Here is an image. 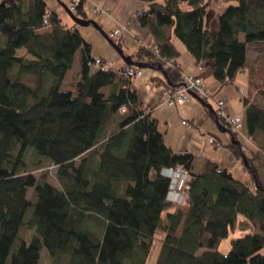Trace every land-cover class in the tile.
<instances>
[{"label":"trees","instance_id":"trees-1","mask_svg":"<svg viewBox=\"0 0 264 264\" xmlns=\"http://www.w3.org/2000/svg\"><path fill=\"white\" fill-rule=\"evenodd\" d=\"M91 1L65 4L89 19ZM140 1L148 8L137 18L154 45L131 57L145 69L162 67L166 87L183 82L175 39L222 85L249 65L248 44L264 41V0ZM218 2L225 7L214 29ZM77 51L81 70L64 90ZM91 51L78 25L64 24L46 0H0V264H42L44 247L63 264H145L157 234V264H264V109L246 103L248 150L227 127L254 186L213 163L196 173L195 155L166 145L134 78L121 67L96 68ZM175 166L191 175L186 210L165 199L170 181L161 170ZM238 216L254 231L232 237L222 252ZM33 225L28 242L21 231Z\"/></svg>","mask_w":264,"mask_h":264},{"label":"crops","instance_id":"crops-1","mask_svg":"<svg viewBox=\"0 0 264 264\" xmlns=\"http://www.w3.org/2000/svg\"><path fill=\"white\" fill-rule=\"evenodd\" d=\"M46 2L49 5L48 0ZM62 2L69 3V0H62ZM50 6L57 13L62 8L56 0H52ZM222 6L224 5L218 2L212 7L213 14L210 27L214 29L218 27L217 17L224 9ZM147 8V4L140 0H93L88 6L87 13L89 19L99 23L104 30L103 32L109 36L117 27H123L121 47L126 55L132 56L143 45H154L152 36L145 28L143 29L136 16V13ZM95 10H98V12H95ZM63 23L72 26L71 23ZM78 30L82 37L92 44V57L113 61L119 67L123 66L124 63L116 50H112L110 45H106L99 35L93 38L96 43H99L100 47L94 41H91L88 36H84L79 27ZM174 43L180 53L177 63L181 66L183 75L201 77L206 87L211 91L212 96L225 101L226 110L229 114L242 117L243 132L240 139L243 141L244 148L247 150L252 148L253 144L249 142L250 140L247 137V128L244 121L245 108L246 103H253V105L255 104L264 109V98L260 95V90L264 87V41L248 44L247 59L249 65L239 72L234 84L228 85H222L214 80L210 69L202 67V64H199L190 55L187 49L183 47L184 45L182 46V43L175 40ZM71 65L72 68L66 73L61 86L64 90H72L73 84L79 76L81 70L79 51L76 52L74 62ZM143 71V76L134 78L131 87L137 91L139 100L147 109V113H151L152 117L158 121L160 130L164 132L166 145L171 146L175 152H190L195 155L193 170L196 173H204L209 163H213L221 169L230 171L236 179L254 186L252 174L244 166V163L234 156L228 146V142L232 139L231 133L224 132L218 127L217 119L212 116L201 101L191 99L190 102L180 106L163 104L161 102L162 92L167 86L164 73L153 69H143ZM242 89L243 93H240ZM104 91L107 93L109 87L104 88ZM210 136L215 138L214 144L209 142ZM235 172L238 177L234 174ZM180 209L186 210V207H180ZM238 223L249 227L248 220L243 216H238L235 232L238 229ZM227 249L228 246L225 245L223 251Z\"/></svg>","mask_w":264,"mask_h":264},{"label":"built area","instance_id":"built-area-1","mask_svg":"<svg viewBox=\"0 0 264 264\" xmlns=\"http://www.w3.org/2000/svg\"><path fill=\"white\" fill-rule=\"evenodd\" d=\"M76 5V3H73L70 8L73 10ZM95 12H98V10H95ZM47 17L48 14L44 17L45 21H47ZM123 30V27H117L110 33V38L113 40V42L118 43V41L122 40L124 32ZM93 64L96 68L102 69L104 71H109L119 67L113 61H108L105 59L102 60V58H97ZM121 68L129 77L140 78L143 76L144 71L141 68L131 67L125 63L123 66H121ZM162 93L161 102L168 106L183 105L186 102H190L191 99H195L192 93L196 94L201 99L213 106L217 119L222 124L230 128L232 133L242 136V117L240 115L229 114L226 110L225 101L221 98H214L201 77L196 75H183V82L180 86L175 88L166 87ZM240 93H243V89L240 91ZM122 110L125 111V107H123ZM208 140L213 144L216 141L215 138L211 136ZM161 174L170 181L165 199L169 203L175 204L177 206H183L188 199V191L190 190V173L182 166H175L162 168Z\"/></svg>","mask_w":264,"mask_h":264},{"label":"rangeland","instance_id":"rangeland-1","mask_svg":"<svg viewBox=\"0 0 264 264\" xmlns=\"http://www.w3.org/2000/svg\"><path fill=\"white\" fill-rule=\"evenodd\" d=\"M51 1L52 0H48V2H49V8L51 7L50 6V3H51ZM220 3H222L224 6H222V7H225V3H223V2H220ZM144 11H147V9H143L142 11H139L138 13H136V16L137 15H139V14H142V13H144ZM59 13H60V16H61V19L63 20V22H66V23H71L72 25L74 24V22L72 21V19L69 17V15L65 12V10L64 9H60L59 10ZM78 27H79V29H80V31H82L81 33H83V35L84 36H88V38H90V40L91 41H94L95 42V40H94V36H96V35H99L102 39H103V41H104V43L106 44V45H110V43L107 41V39L102 35V33L100 32V31H97V29H95V27L94 26H92V25H90V26H79L78 25ZM91 33V34H90ZM95 33V34H94ZM239 38L241 39V40H243L244 39V36H243V34H241L240 36H239ZM101 39V40H102ZM175 41H177L178 43H181L178 39H175ZM93 42V43H94ZM89 44H91L90 42H88ZM96 43V42H95ZM97 45H98V47H100L99 46V43H96ZM97 45H96V49H97ZM91 46H92V44H91ZM111 46V48H112V50L114 49L113 47H112V45H110ZM182 46H183V44H182ZM184 47V46H183ZM98 50V49H97ZM115 50V49H114ZM24 51V49H20V50H18V54H22V53H24L23 52ZM75 76V75H74ZM33 79L34 78H32V76H25V80H27L28 82H30V83H33ZM199 97V96H198ZM200 98V97H199ZM196 99V98H195ZM201 99V98H200ZM202 100V99H201ZM239 138H242V136H239ZM50 171H51V173H52V175H51V177L49 178V182L51 183V184H56L57 185V181H56V178H55V171H56V168H54V167H50ZM39 173V172H38ZM234 174H236V172L234 173ZM236 177H238V175L236 174ZM30 194H31V190H29V194H27V195H29L30 196ZM185 206V204L183 205V206H180V207H184ZM32 212V211H31ZM31 212L30 211H28V213H27V215H25L26 216V219L30 216V214H31ZM252 227V226H251ZM245 227V226H243L241 223H238V229L236 230V232H234L230 237H228V239H226V240H224L222 243H221V245H220V247H219V250L220 251H222L223 252V247L225 246V245H227L228 246V248H229V243H230V240H231V238L232 237H236V236H239L240 234H244L243 232H253L254 230H253V228L254 227ZM21 234L25 237V239H26V241H30L31 239H32V237L36 234V228H35V225H33L32 227L31 226H28V227H23L22 228V231H21ZM163 235H161V234H157V236H156V238H155V240H154V242H153V247H152V250H151V252H150V254H149V257H148V260H147V263H145V264H157L156 262L158 261V259H159V255H160V252H161V248H162V244H163ZM16 244H17V242H16ZM229 250V249H228ZM42 255H43V257L42 258H44V260L42 261V264H63L59 259H57L56 257H52L51 255H50V253H49V251L44 247L43 249H42Z\"/></svg>","mask_w":264,"mask_h":264},{"label":"water","instance_id":"water-1","mask_svg":"<svg viewBox=\"0 0 264 264\" xmlns=\"http://www.w3.org/2000/svg\"><path fill=\"white\" fill-rule=\"evenodd\" d=\"M59 5L65 10V12L71 17V19L79 26H94L95 29H97L98 31H100L102 33V35L107 39V41L110 43V45H112V47L116 50V52L119 54L120 58L122 59L123 63L131 66V67H138L141 69H145L144 65L138 63V62H134V60L132 59L131 56L126 55L125 52H123L124 50L122 49V47H120L116 42H113V40L110 38V36L108 34H106L105 32H103L104 30L102 29V27L100 26L99 23H97L95 20L92 19H83V18H78L74 12L72 11V9L70 7H68L64 2H62V0H56ZM146 70V69H145ZM157 70L159 71H163L162 67H158ZM192 95L198 99L199 101H201V103L212 113H214V108L211 104L209 103H204L202 102V100L194 93H192ZM217 125L220 129H222L224 132H230V130L225 127L223 128L221 122L217 119ZM232 142H235L238 146H241V143L237 140H235L232 137ZM243 161H244V165L245 167L249 170L250 166H249V162L246 159V157L243 155L242 156Z\"/></svg>","mask_w":264,"mask_h":264}]
</instances>
